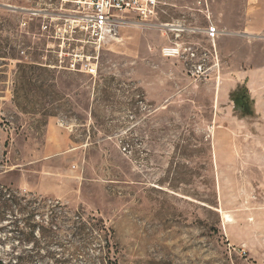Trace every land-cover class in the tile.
I'll return each instance as SVG.
<instances>
[{"label":"rangeland","instance_id":"obj_1","mask_svg":"<svg viewBox=\"0 0 264 264\" xmlns=\"http://www.w3.org/2000/svg\"><path fill=\"white\" fill-rule=\"evenodd\" d=\"M158 6L154 23L220 32L148 22L97 48L41 34V15L20 27L13 7L66 12L59 0H0V189L21 199L0 226L57 215L49 250L69 264H95L105 245V232L83 243L70 231L79 217L106 228L105 264H264V116L251 97L264 113V0ZM175 42L196 56H163ZM73 54L96 75L73 70Z\"/></svg>","mask_w":264,"mask_h":264},{"label":"built area","instance_id":"obj_2","mask_svg":"<svg viewBox=\"0 0 264 264\" xmlns=\"http://www.w3.org/2000/svg\"><path fill=\"white\" fill-rule=\"evenodd\" d=\"M203 0H198L202 2ZM60 5L66 12L50 14L42 13L41 10L31 8H15L24 13L21 18L20 27L26 29L34 16L41 15L43 20L40 24V32H53L52 37L61 39L64 43L66 39H73L74 35L81 34L86 37V43L94 44L97 48L103 43L111 41H122V30L128 26H140L148 22L162 30L176 32L175 37L185 30L196 32H206L208 37L214 42L220 30L212 21L206 29L198 27L187 28L178 22H152L158 16V0H59ZM66 6H69L66 8ZM43 14V15H42ZM58 21H63L59 23ZM154 23V24H153ZM178 28L182 29L179 30ZM81 41V40H80ZM196 51L193 46H182L178 42L171 45H164L161 53L165 57H195ZM21 54L25 53L21 49ZM70 67L73 70L96 75L97 68L89 60H82L81 55L73 54ZM204 59L190 63L189 72L199 75L206 72L204 69Z\"/></svg>","mask_w":264,"mask_h":264},{"label":"trees","instance_id":"obj_3","mask_svg":"<svg viewBox=\"0 0 264 264\" xmlns=\"http://www.w3.org/2000/svg\"><path fill=\"white\" fill-rule=\"evenodd\" d=\"M14 206L21 207V199L7 189H0V208L11 210ZM78 219L72 223L70 231L81 238L83 243L90 232L106 233L104 236L105 245L100 244L102 253L97 256L95 264L112 263L109 239L103 224H94L80 217ZM59 231L60 221L57 215H53L41 223L25 218L23 222L1 225L0 232L4 233L5 241L0 239V264H69L72 257L57 255L54 251L49 250L50 243L56 239ZM13 239H17V242H10L8 249L4 250L3 246ZM43 249H46V255L42 254Z\"/></svg>","mask_w":264,"mask_h":264},{"label":"crops","instance_id":"obj_4","mask_svg":"<svg viewBox=\"0 0 264 264\" xmlns=\"http://www.w3.org/2000/svg\"><path fill=\"white\" fill-rule=\"evenodd\" d=\"M261 68H264V66L263 67H261ZM260 73H264V69L263 70H261L260 69ZM248 75V78H249V82H251L252 80H254L255 78V76L257 75V74H255V72H253V74H247ZM259 91L255 94V93H252V95H251V97L253 98V100H254V108H255V115H261V116H264V113L262 112V110H261V108H260V102H259ZM46 147L48 148H52V146L51 145H49L48 143L46 144Z\"/></svg>","mask_w":264,"mask_h":264},{"label":"bare ground","instance_id":"obj_5","mask_svg":"<svg viewBox=\"0 0 264 264\" xmlns=\"http://www.w3.org/2000/svg\"><path fill=\"white\" fill-rule=\"evenodd\" d=\"M13 8H18V7H13ZM179 30H182V29H180V28H178Z\"/></svg>","mask_w":264,"mask_h":264}]
</instances>
